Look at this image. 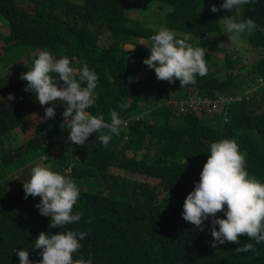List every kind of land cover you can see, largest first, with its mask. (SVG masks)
<instances>
[{"label":"trees","instance_id":"obj_1","mask_svg":"<svg viewBox=\"0 0 264 264\" xmlns=\"http://www.w3.org/2000/svg\"><path fill=\"white\" fill-rule=\"evenodd\" d=\"M131 1L0 0V19L7 25L0 33V264H19L18 251L24 249L35 264L42 259L41 250L33 248L40 233L68 229L88 233L74 259L91 257L93 264H264V242L256 244L245 234L239 244L212 248L211 218L201 231L181 215L213 142L235 140L245 154L249 174L264 181V0L232 13L238 20L256 21V29L240 41L251 52L250 66L235 53L207 42L209 38L230 42L220 20L231 13L210 11L222 0H142V4L135 0L142 9L139 16L127 12ZM155 11L156 18L150 19ZM151 25L190 34L188 42L212 52L222 50L223 56L206 52L207 75L197 76L194 85L182 88L179 80L175 84L158 80L154 69L143 63L153 45L151 36L158 31ZM43 49L57 58L68 56L77 79L85 62L96 71L99 81L95 104L88 109L91 114H103L110 122V110H116L124 122L129 121L107 147L96 133L84 145L69 142V124L62 117L65 105L56 108L54 119H42L46 106L26 90L28 82L21 74L31 70ZM17 51L24 57L15 55ZM8 63L10 70L4 67V71ZM238 92L241 100L218 102ZM10 93L14 100L7 99ZM169 95L176 104L188 102L191 96L208 102L189 104L180 112L174 104L165 105L173 103ZM214 100L223 120L206 112ZM121 103L127 107L121 109ZM38 158L37 164L76 181L80 197L73 212L82 214L81 221L50 228V217L35 207L41 198L25 199L23 182L36 165L24 159ZM15 160L24 165L19 173H9L6 167ZM112 167L159 182L120 179L111 173ZM97 178L106 184L105 192L100 186L93 189ZM217 216L226 218L223 211ZM249 242L255 251H234Z\"/></svg>","mask_w":264,"mask_h":264},{"label":"clouds","instance_id":"obj_2","mask_svg":"<svg viewBox=\"0 0 264 264\" xmlns=\"http://www.w3.org/2000/svg\"><path fill=\"white\" fill-rule=\"evenodd\" d=\"M255 2L222 0L219 7L216 4L211 6L210 11L213 13L222 9L231 13L220 21L223 33L233 45L239 46L242 35L251 34L257 24L251 17L238 20L232 13ZM190 39V34L161 27L151 36L153 45L149 48V57L143 63L150 70L154 69L158 80L171 84L179 80L182 88L194 85L197 76L207 75L208 67L206 48L194 47L188 43ZM21 79L28 82L26 90L35 93L39 104L46 106L43 120L54 119L56 108L59 105L66 106L62 117L70 128L67 139L75 145L86 144L89 137L96 133V139L107 147L113 136H118L122 126L129 122L124 124L116 110H110V122L105 120L103 114L93 115L88 111L95 104L94 91L99 77L86 62L77 79L76 69L68 56L57 58L50 50L43 49L38 52L31 70L21 74ZM7 99L14 100L15 96L10 93ZM49 102H53L51 106H47ZM187 105L188 102H177L175 107L183 112L182 109ZM119 107L126 108L127 104L121 103ZM206 112L213 116L216 110L207 109ZM230 115H227V120ZM23 187L25 199L29 196L41 198L35 207L42 216L50 217V228H63L81 221L82 214L73 212L80 197V189L76 181L66 173L37 164L32 167L30 179L23 182ZM221 211L226 218L217 216ZM181 215L186 222L201 231L204 230V222L211 218L212 248L228 242L239 244V237L245 234L256 244L264 242V181L249 174L245 154L240 151L235 140L222 139L210 145V154L200 173V180L187 195ZM87 235V232L72 229L57 234L41 232L33 248L41 250L42 259L35 264H93L91 257L85 259L81 255L74 259V254L83 247L81 241ZM234 251L246 254L255 249L249 242ZM18 256L19 264H34L28 250L18 251Z\"/></svg>","mask_w":264,"mask_h":264},{"label":"rangeland","instance_id":"obj_3","mask_svg":"<svg viewBox=\"0 0 264 264\" xmlns=\"http://www.w3.org/2000/svg\"><path fill=\"white\" fill-rule=\"evenodd\" d=\"M140 2H141V4L143 3L142 2V0H139ZM134 2H135V0L134 1H131L129 4H127V7H126V9H127V12L130 14V15H133V16H139V14L138 13H140V11L142 10V9H140V7H138V6H136L135 4H134ZM146 3H147V5L145 6V8H146V10H148V11H152V9H151V5H150V3L148 2V1H146ZM141 4H139V5H141ZM223 12L225 13V14H228L229 13V11L228 10H224L223 9ZM156 16H157V14H156V11L153 13V14H151V17H150V19H154V18H156ZM0 33H2L3 32V30L5 31V29L7 28V25H6V22H5V20H1L0 19ZM152 27H155L157 30H159L160 28H161V26L159 27V26H153V25H151ZM0 37H1V35H0ZM139 42L140 43H142V45H147V41L146 40H144V39H139ZM207 42L208 43H211V44H215L219 49H222V50H224V49H227V50H229L230 52H232V53H235L236 55H235V57H237V58H239V59H242L243 60V62H244V64H247V66H250L253 62H254V60H253V58L251 57V52L250 51H248V50H246L245 48H244V46H243V44L242 43H240L239 44V46H236V45H233L232 43H225V42H221V41H218V42H216V41H212L210 38L209 39H207ZM188 43H191V42H188ZM194 47L196 46V45H194L193 43H191ZM129 49H131V50H134V46L133 45H131V44H128V45H126ZM205 51L207 52V53H211V54H213V56L214 57H217V56H219V57H222L223 56V51L222 50H217V51H215V52H212V48H210V47H206L205 46ZM2 51V48L0 49V52ZM33 51V50H32ZM31 51V52H32ZM23 52H21V51H17L16 53H15V55H19L20 57H24L23 56ZM10 63H8L7 65H5V66H3V70H4V67H6V71H9L10 70V65H9ZM212 65V64H211ZM213 67V66H212ZM5 71V70H4ZM258 76V75H257ZM237 95H239V96H241L242 94L240 93V92H238L237 93ZM172 99H173V103H166L165 105H167V106H171L172 104H174V105H176V99L174 98V97H172V95H169ZM52 105V104H51ZM50 105V106H51ZM214 109L216 110V112L214 113V118L215 119H218L219 117H220V119L221 120H223V117L221 116L222 115V112L221 111H218L220 108L219 107H214ZM230 112H228L227 113V115L229 114ZM221 114V115H220ZM21 137L22 138H26L27 136H25V135H21ZM24 161H25V163L27 164L29 161H31V162H34V165H37V163H38V161H39V158L38 159H34V161L33 160H26V159H24ZM24 165V163L22 164V160H15L13 163H11V164H9L7 167H6V170L9 172V173H13V172H17V171H19L20 170V168L22 167ZM111 173H113V174H115V175H118V177L120 178V179H132V180H136V181H138V182H141V183H149V184H151V185H154V184H157L158 182H159V180L158 179H156V178H153V177H150V176H146V175H144V174H138V173H130V172H127V171H125V170H121V169H118V168H114V167H112L111 168ZM20 172V171H19ZM19 172H17V173H19ZM24 174V173H23ZM102 183V181H101V179L100 178H97L96 180H94L93 181V189H95V187L96 186H100V188L101 189H103L104 190V192H105V189H106V184H101ZM158 193H159V196H161L162 194H161V189L159 188L158 189Z\"/></svg>","mask_w":264,"mask_h":264},{"label":"built area","instance_id":"obj_4","mask_svg":"<svg viewBox=\"0 0 264 264\" xmlns=\"http://www.w3.org/2000/svg\"><path fill=\"white\" fill-rule=\"evenodd\" d=\"M247 93V92H246ZM241 98H242V95L241 96H239V95H236L234 98H226V97H221L219 100H218V102H224V101H226V102H232V101H239V100H241ZM206 99L204 100V101H195V97L194 96H192L190 99H189V101H188V104H193L194 105V103H200V102H204V103H206ZM208 102V101H207ZM214 107H217V102L214 100V104L210 107V108H208L209 110H215L214 109ZM127 122H125L124 124H126Z\"/></svg>","mask_w":264,"mask_h":264}]
</instances>
